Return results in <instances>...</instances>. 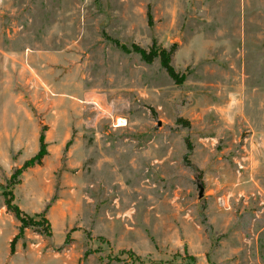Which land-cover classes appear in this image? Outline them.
<instances>
[{"label":"rangeland","instance_id":"obj_1","mask_svg":"<svg viewBox=\"0 0 264 264\" xmlns=\"http://www.w3.org/2000/svg\"><path fill=\"white\" fill-rule=\"evenodd\" d=\"M0 264H264V0H0Z\"/></svg>","mask_w":264,"mask_h":264},{"label":"trees","instance_id":"obj_2","mask_svg":"<svg viewBox=\"0 0 264 264\" xmlns=\"http://www.w3.org/2000/svg\"><path fill=\"white\" fill-rule=\"evenodd\" d=\"M119 47L123 51L136 52L145 62H151L154 58H158L160 66L175 83H179L182 81L183 75L175 71L170 64L171 55L176 49V43H171L168 48L160 46L156 47L154 42H152L147 49L142 48L136 44H132L129 48L120 44ZM45 147L46 146L43 141V137L39 135V144L36 152L31 156L25 158L20 166L14 168L13 172L8 178L9 182H15V176L24 168L31 167L35 164H40L42 162L43 156L47 153ZM4 206L5 210L7 212H10L18 222L17 233L9 241L10 252H12L15 239L25 228H32L33 231L38 234L43 233L44 235H50V225L48 220L41 213H36L32 216L21 210L16 204L12 203V193L10 191L8 197L4 200ZM39 221H42L43 223V230H36L38 228L37 225H39Z\"/></svg>","mask_w":264,"mask_h":264},{"label":"water","instance_id":"obj_3","mask_svg":"<svg viewBox=\"0 0 264 264\" xmlns=\"http://www.w3.org/2000/svg\"><path fill=\"white\" fill-rule=\"evenodd\" d=\"M198 194L200 195V190L198 191Z\"/></svg>","mask_w":264,"mask_h":264},{"label":"bare ground","instance_id":"obj_4","mask_svg":"<svg viewBox=\"0 0 264 264\" xmlns=\"http://www.w3.org/2000/svg\"><path fill=\"white\" fill-rule=\"evenodd\" d=\"M121 120H118V123H120Z\"/></svg>","mask_w":264,"mask_h":264}]
</instances>
